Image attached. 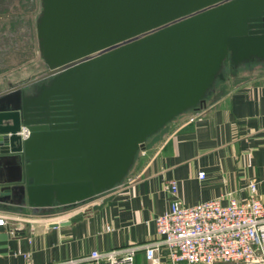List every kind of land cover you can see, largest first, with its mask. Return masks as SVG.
Here are the masks:
<instances>
[{
	"label": "water",
	"instance_id": "water-1",
	"mask_svg": "<svg viewBox=\"0 0 264 264\" xmlns=\"http://www.w3.org/2000/svg\"><path fill=\"white\" fill-rule=\"evenodd\" d=\"M40 6L44 69L0 89V201L32 210L113 188L150 136L206 104L226 64L264 63V0Z\"/></svg>",
	"mask_w": 264,
	"mask_h": 264
},
{
	"label": "crops",
	"instance_id": "crops-1",
	"mask_svg": "<svg viewBox=\"0 0 264 264\" xmlns=\"http://www.w3.org/2000/svg\"><path fill=\"white\" fill-rule=\"evenodd\" d=\"M234 72L228 89L213 92L203 107L150 136L113 188L66 208L32 210L0 201V216L7 220L0 226V264H26L22 253L33 264H50L154 239L155 218L171 199L167 179L176 181L184 205L227 192L244 199L249 180L264 203V63ZM135 262L146 264L142 252Z\"/></svg>",
	"mask_w": 264,
	"mask_h": 264
},
{
	"label": "built area",
	"instance_id": "built-area-1",
	"mask_svg": "<svg viewBox=\"0 0 264 264\" xmlns=\"http://www.w3.org/2000/svg\"><path fill=\"white\" fill-rule=\"evenodd\" d=\"M196 113V112H195ZM194 115L189 116L192 120ZM21 139L29 134L27 126L17 131ZM199 177L204 171H199ZM248 195L237 199L232 192L184 205L177 196V184L167 179L164 188L171 195L166 210L155 218L154 239L106 250H92L87 256L50 264H137L142 252L146 264H264V203L249 180ZM7 220L0 216V226ZM12 232V231H11ZM26 264L29 253H22Z\"/></svg>",
	"mask_w": 264,
	"mask_h": 264
},
{
	"label": "rangeland",
	"instance_id": "rangeland-1",
	"mask_svg": "<svg viewBox=\"0 0 264 264\" xmlns=\"http://www.w3.org/2000/svg\"><path fill=\"white\" fill-rule=\"evenodd\" d=\"M12 2L7 5L6 13L19 15L23 20L16 22L15 28H12L7 20L8 14L2 13L0 10V27H3L0 30V86H6L8 82L25 81L44 69V64L39 56L35 30L36 17L41 8L40 0H29L24 7L17 0H12ZM3 6L5 7V5ZM231 69L230 67L223 69L225 78L215 82L212 93L219 89L225 91L229 88L232 84ZM211 94L207 95V99Z\"/></svg>",
	"mask_w": 264,
	"mask_h": 264
},
{
	"label": "trees",
	"instance_id": "trees-1",
	"mask_svg": "<svg viewBox=\"0 0 264 264\" xmlns=\"http://www.w3.org/2000/svg\"><path fill=\"white\" fill-rule=\"evenodd\" d=\"M17 2L22 6V7H24L25 5H26V3L27 2H29V0H17ZM13 2H12V0H0V10H1V12L2 13H6V11H7V5H9V4H12ZM3 5H5V7L3 6ZM6 14H8V18H7V20L9 21V24H10V27H12V28H15V23L16 22H20V21H22L23 19L21 18V16H19V15H14V13H6ZM10 15V16H9ZM1 28H3V27H0V30H1ZM232 67V66H231ZM233 68V67H232Z\"/></svg>",
	"mask_w": 264,
	"mask_h": 264
},
{
	"label": "flooded vegetation",
	"instance_id": "flooded-vegetation-1",
	"mask_svg": "<svg viewBox=\"0 0 264 264\" xmlns=\"http://www.w3.org/2000/svg\"><path fill=\"white\" fill-rule=\"evenodd\" d=\"M229 67L232 68L229 64H226L224 68H229ZM234 70H235V69L232 68V69H231V73L234 72Z\"/></svg>",
	"mask_w": 264,
	"mask_h": 264
}]
</instances>
